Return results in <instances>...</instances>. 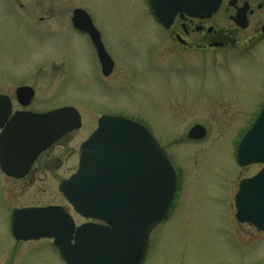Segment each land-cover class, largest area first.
<instances>
[{"label":"rangeland","instance_id":"obj_1","mask_svg":"<svg viewBox=\"0 0 264 264\" xmlns=\"http://www.w3.org/2000/svg\"><path fill=\"white\" fill-rule=\"evenodd\" d=\"M146 7V0H0V94L29 87V110L72 107L82 120L67 147L50 152L62 159L59 168L51 163L23 183L0 173V264H65L50 240L15 242L11 214L56 205L80 222L58 182L77 167L67 153L102 116L143 125L176 171L172 207L141 264H264V233L237 223L233 205L239 181L260 168L239 167L236 153L264 106V42L183 53L169 47ZM76 9L89 16L114 64L108 79L89 42L72 31ZM220 17L207 26L222 29ZM194 126L205 130L202 140L186 138Z\"/></svg>","mask_w":264,"mask_h":264},{"label":"water","instance_id":"obj_2","mask_svg":"<svg viewBox=\"0 0 264 264\" xmlns=\"http://www.w3.org/2000/svg\"><path fill=\"white\" fill-rule=\"evenodd\" d=\"M147 1L165 28L177 13H190V9L177 8L180 0ZM218 7L215 0L197 11L209 18ZM71 24L89 37L102 75L109 76L114 65L89 16L76 9ZM33 95L29 87H19L15 92L23 107ZM10 113L9 99L0 95V171L13 179L25 177L42 152L81 127L80 116L71 107L43 114L18 112L6 122ZM204 137L201 126L192 127L186 136L194 141ZM236 160L241 168L264 165V106L240 140ZM58 191L75 214L103 225L76 227L71 216L58 206L15 209L10 225L14 240H51L66 264H140L150 233L166 217L174 200L176 173L142 125L119 116H103L79 148L76 172L60 183ZM234 207L236 222L264 232V168L239 183Z\"/></svg>","mask_w":264,"mask_h":264},{"label":"flooded vegetation","instance_id":"obj_3","mask_svg":"<svg viewBox=\"0 0 264 264\" xmlns=\"http://www.w3.org/2000/svg\"><path fill=\"white\" fill-rule=\"evenodd\" d=\"M219 3V7L216 12L212 14L209 18L202 12L197 11L200 9H205L215 0H180L176 4L177 8L182 6L183 11H188L190 13H177L173 18L171 25L165 28L161 23H159L155 18L156 24L164 31L167 36V41L170 44L169 47L176 48L183 53L186 52H202L209 54L215 51H234V49H248L251 46H257L264 42V0H216ZM146 8L150 9L148 2L146 0ZM151 11V10H150ZM153 14V13H152ZM190 14V15H189ZM221 16L219 21L221 22L222 29L215 30L213 25L207 26L208 23L212 22L214 18ZM153 16V15H152ZM71 19V18H70ZM41 21V20H40ZM226 27V28H224ZM72 31L79 36L84 37L93 49L90 40L86 34L80 33L79 31L72 28ZM247 33L246 35H244ZM195 39V40H193ZM94 56L96 58L95 51L93 50ZM97 61V58H96ZM114 71V69H113ZM112 71V73H113ZM112 73L104 78L108 79L111 77ZM6 96V95H5ZM11 104V113L6 118V122L9 121L15 113L18 112H32V113H45V112H33L28 109V107H21L16 100L15 91L12 96H7ZM57 109V108H56ZM54 110V109H52ZM51 111V110H48ZM46 111V112H48ZM97 123V121H96ZM95 123V128H96ZM5 125L3 126V128ZM95 128L90 132V134L82 140L78 146L77 150L72 153L68 152L67 155L70 159L76 156V166L78 163V149L79 146L85 141ZM81 128L77 131H73L69 134L64 135L58 141H56L48 150L41 153L37 159L32 164L29 173L22 179L16 180L3 176L6 179L26 182L29 177H33L38 169L49 168V164H58L57 168L63 164L62 159L59 157L50 156V152L55 150V148H66L73 137H75ZM74 156V158H75ZM73 158V159H74ZM48 166V167H47ZM260 171L264 166H259ZM73 172L66 177L59 180L58 185L65 179L69 178ZM35 181V178L30 180ZM49 206V205H46ZM77 217V216H76ZM80 222L76 225L84 224L89 221H85L81 218Z\"/></svg>","mask_w":264,"mask_h":264}]
</instances>
